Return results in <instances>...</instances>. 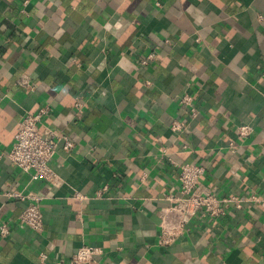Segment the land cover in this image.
Listing matches in <instances>:
<instances>
[{
    "label": "crops",
    "instance_id": "1",
    "mask_svg": "<svg viewBox=\"0 0 264 264\" xmlns=\"http://www.w3.org/2000/svg\"><path fill=\"white\" fill-rule=\"evenodd\" d=\"M263 72L264 0H0V151L20 116L45 105L43 126L75 142L53 155L57 184L0 157V222H11L0 264H55L83 245L102 249L93 264H264L254 203L156 244L178 164H203L217 196L264 197ZM240 123L253 127L247 139ZM9 191L41 196L40 232L16 222L27 201Z\"/></svg>",
    "mask_w": 264,
    "mask_h": 264
},
{
    "label": "built area",
    "instance_id": "2",
    "mask_svg": "<svg viewBox=\"0 0 264 264\" xmlns=\"http://www.w3.org/2000/svg\"><path fill=\"white\" fill-rule=\"evenodd\" d=\"M156 56V52L152 51L141 58L140 63L147 64ZM179 102L188 110L191 118L199 113L192 94L184 93ZM81 105V102L76 100L75 107L79 109ZM49 111V106L45 105L34 112L22 114L16 123L10 149L6 153L0 151V157L4 154L16 167L29 173L32 179H41L51 184H57L58 176L51 165L53 155L59 146L70 151L75 146V142L67 135L43 126V117ZM171 128L183 131L186 126L183 121L173 120ZM235 132L239 138L247 139L251 136L253 127L249 123H240L236 126ZM177 167L178 190L166 196L169 204L163 206L159 211V231L156 239V244L159 246L167 247L175 243L188 229L194 218H210L216 221L231 208L242 209L253 203L264 207V197L258 192H231L217 196L211 188L202 182L205 166L201 163L184 162L178 164ZM262 182L264 183V175ZM108 188L109 185L104 184L96 195L101 196L108 191ZM6 194L27 201L18 214L16 222L34 232H40L44 227L41 196L32 192L23 194L16 191H9ZM76 196L87 197L80 193H76ZM10 233L11 222L1 221L0 236L5 237ZM100 253H102V249L97 246L83 245L68 260L57 258L55 264H93L94 256ZM39 259L41 262H45L47 255L41 252Z\"/></svg>",
    "mask_w": 264,
    "mask_h": 264
}]
</instances>
